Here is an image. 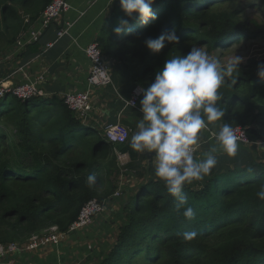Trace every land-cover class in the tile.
<instances>
[{"label": "trees", "instance_id": "16d2710c", "mask_svg": "<svg viewBox=\"0 0 264 264\" xmlns=\"http://www.w3.org/2000/svg\"><path fill=\"white\" fill-rule=\"evenodd\" d=\"M52 1L0 0V56L14 51ZM235 1L155 0L151 7L157 19L147 25L138 14L129 18L119 11L113 20L118 25L119 18L128 19L132 31L116 34L109 20L98 43L104 56L150 85L166 59L184 56L192 47L212 53L239 44L242 37L264 39V28L252 31L240 20L242 10L226 8ZM171 29L178 44L166 43L159 53L146 47L147 38ZM40 44L29 43L16 56H34ZM260 64L264 57H249L226 77L216 102L225 115L209 123L210 130L227 122L244 128L252 144L264 139ZM0 110V245L23 246L53 226L68 232L86 203L112 199L122 174L133 169L132 164L120 165L118 143L110 142L103 130L85 126L63 99L14 97L8 103L6 98ZM246 154L242 151L241 157ZM234 157L228 161L236 163ZM93 173L97 183L90 188L87 178ZM261 185L264 162L252 158L246 167L223 171L215 166L203 179L185 184V207L196 213L188 220L162 180L155 175L142 181L138 194L121 206L115 242L95 264H264ZM191 232L195 237L185 239L184 233Z\"/></svg>", "mask_w": 264, "mask_h": 264}, {"label": "crops", "instance_id": "0c3cea01", "mask_svg": "<svg viewBox=\"0 0 264 264\" xmlns=\"http://www.w3.org/2000/svg\"><path fill=\"white\" fill-rule=\"evenodd\" d=\"M68 2L71 5L69 10L40 34L41 50L38 54L25 58L16 54L12 56L11 52H7L0 56V80H5V86H11L25 84L30 79L43 76L39 82L42 96L56 101L61 100L63 94L68 91H91L95 107L84 125L92 130H103L107 123L125 125L129 129L127 141L124 144H116L115 147L120 165L126 167L132 164L133 169L122 174L118 195L105 200V211L96 217L92 225L71 232L58 245L40 250H27L24 245L18 246L11 255H6L8 257L4 258V264H95L102 258L104 251L113 244L109 238L113 232L116 234L122 221L120 215L122 204L127 202L129 197L138 194L142 181L155 177L154 154L137 152L130 147L131 137L138 130L137 123L142 115L140 112L142 93L137 107L129 105L128 101L137 87H141L143 92L149 85L137 82L126 68L121 64L117 65L113 58L107 56L105 58L112 69L113 85L91 87L88 82L91 62L84 49L92 42H98L103 27L109 20L112 29L117 26L113 18L117 12H122L119 0H68ZM37 22L38 20L30 29L39 28ZM67 24H71L69 33L59 37V30ZM27 33L25 36L29 38L30 35ZM50 43H53V46L47 47ZM208 127L200 134L198 141L200 147L194 154L197 160L202 159L203 152L215 144V135L222 127V123L216 124L211 130ZM238 143L239 148L235 157L227 155L222 150L216 153V169L223 171L234 167H246L252 158L264 162L262 146L256 143ZM242 151L247 153L244 157H241ZM230 157H234L236 163H230L228 161Z\"/></svg>", "mask_w": 264, "mask_h": 264}, {"label": "clouds", "instance_id": "9594fccd", "mask_svg": "<svg viewBox=\"0 0 264 264\" xmlns=\"http://www.w3.org/2000/svg\"><path fill=\"white\" fill-rule=\"evenodd\" d=\"M155 0H119L125 16L137 18L143 25L156 20L152 10ZM129 20L119 18L113 29L116 34L130 33ZM146 47L159 53L169 44H178L179 37L171 29L158 38H147ZM242 58L234 55L226 67L209 56L201 47H192L184 56L166 59L156 73L154 81L143 89L140 100L141 119L133 134L130 147L137 152L154 154L155 175L165 184L167 192L175 198L177 208H183V216L192 220L195 210L187 205L184 186L193 179L201 180L209 175L217 164L216 153L223 151L235 156L239 148V137L230 123L225 122L215 135V144L203 152L202 159L194 158L193 146L198 145L202 130L209 123L219 121L225 111L220 110L217 101L221 99L219 90L239 71ZM257 75L264 78V64L258 65ZM206 117V119H205ZM88 185L93 188L97 183L96 175L88 176ZM264 200V185L257 192ZM195 232L184 233L185 239H192Z\"/></svg>", "mask_w": 264, "mask_h": 264}, {"label": "built area", "instance_id": "2783aa9c", "mask_svg": "<svg viewBox=\"0 0 264 264\" xmlns=\"http://www.w3.org/2000/svg\"><path fill=\"white\" fill-rule=\"evenodd\" d=\"M70 6L71 5L68 0H53L38 19L37 23L39 24V28H32L28 31V33L26 31L24 34H22L17 46L11 53L12 56L25 50L29 43L38 41L42 31L48 28L57 18L69 10ZM70 27L71 24H67L65 27L60 29L58 36L62 37L63 35L68 34ZM26 33L30 35L29 38H26ZM51 46H53V43L47 44V47ZM84 50L91 62V69L88 78L89 85L91 87L113 85L112 69L110 64L106 61L99 43L92 42L87 47H85ZM43 78V76H39L37 79H30L28 83L14 84L11 86H5V80H0V98H6L10 94H12L14 97L20 98L42 96L43 92L39 88V82ZM141 93L142 88L137 87L134 90L131 99L128 101V104L137 107ZM62 99L68 108L74 111L75 114L83 120V123L88 121L90 114L95 107L91 96V91H68L63 94ZM234 129L236 131V135L239 137V142L250 143L244 128L238 126L234 127ZM103 131L110 142L118 144L126 143L129 134V129L121 123H107L103 126ZM255 143L264 147V139ZM199 147V142L198 145L193 146V154L197 152ZM105 209V201L92 199L84 205L78 216V219L70 226L68 232H61L57 226H53L45 235H34L30 239V243L25 245L24 248L27 250H40L41 248L51 245H58L63 239L67 238L71 232L90 226L94 222L95 218L102 214ZM18 246L19 245L15 243L8 246L0 245V259L2 260V258L6 255L16 251ZM0 264H2V262H0Z\"/></svg>", "mask_w": 264, "mask_h": 264}, {"label": "rangeland", "instance_id": "374dc122", "mask_svg": "<svg viewBox=\"0 0 264 264\" xmlns=\"http://www.w3.org/2000/svg\"><path fill=\"white\" fill-rule=\"evenodd\" d=\"M226 8L242 10V13L240 15V20L244 23L247 22L252 31L259 27L264 28V1L263 0H238L232 3H228ZM240 40L242 42L240 41V43L237 45L234 44L233 46H230L227 48H221L220 50L212 52V53L207 52L205 48H202V49L205 50L209 54L210 57L217 59L222 66L227 65V63L230 60L234 59V55L241 57L242 61H246L249 57H256V58L264 57V39L263 38L258 37V38H253V39H247L245 37H242ZM13 98L14 96L10 94L8 96V103H10ZM3 102H5V100L0 99V109H1ZM117 193L118 191L116 192L115 195H117ZM134 201L135 200L133 199V202ZM113 233L111 234L109 238L111 243H114L116 240L117 232L116 234L115 233L113 234ZM29 243H30V239L24 244V246L28 245ZM3 246H6V245H3ZM0 262L2 263L5 262L4 257L2 258V260L0 259Z\"/></svg>", "mask_w": 264, "mask_h": 264}]
</instances>
